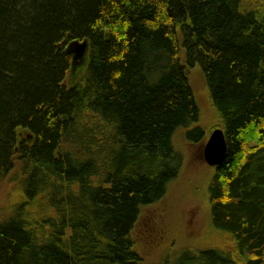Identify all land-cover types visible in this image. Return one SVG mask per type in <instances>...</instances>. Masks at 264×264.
<instances>
[{
    "label": "trees",
    "instance_id": "obj_1",
    "mask_svg": "<svg viewBox=\"0 0 264 264\" xmlns=\"http://www.w3.org/2000/svg\"><path fill=\"white\" fill-rule=\"evenodd\" d=\"M195 66L228 143L206 195L227 244L177 264H264V0H0V182L19 198L0 264H152L136 230L183 166L174 134L202 117Z\"/></svg>",
    "mask_w": 264,
    "mask_h": 264
},
{
    "label": "rangeland",
    "instance_id": "obj_2",
    "mask_svg": "<svg viewBox=\"0 0 264 264\" xmlns=\"http://www.w3.org/2000/svg\"><path fill=\"white\" fill-rule=\"evenodd\" d=\"M77 71L78 68L71 72L72 75ZM189 79L202 117L188 129L180 128L174 134V147L184 155L183 166L178 177L169 185L165 197L145 208L136 230L138 246L152 264L159 263L167 254H170L171 264H177L187 249L201 251L208 244H227L226 240L220 241L221 236L210 229V212L206 200L213 168L204 160L203 147L209 135L217 129L214 128L216 121L210 90L199 66L189 70ZM194 128L205 130L203 144L187 140L186 130ZM10 183L11 177L0 182V221L9 213L8 196L19 200L14 185Z\"/></svg>",
    "mask_w": 264,
    "mask_h": 264
},
{
    "label": "water",
    "instance_id": "obj_3",
    "mask_svg": "<svg viewBox=\"0 0 264 264\" xmlns=\"http://www.w3.org/2000/svg\"><path fill=\"white\" fill-rule=\"evenodd\" d=\"M88 51V43L74 42L68 47V54L72 55V72L81 67L86 60ZM228 155V143L226 135L221 128L215 129L207 138V141L203 147V157L205 162L209 166L221 165Z\"/></svg>",
    "mask_w": 264,
    "mask_h": 264
}]
</instances>
